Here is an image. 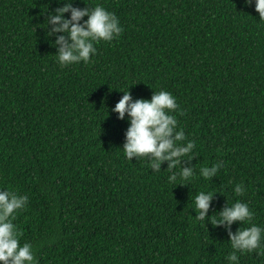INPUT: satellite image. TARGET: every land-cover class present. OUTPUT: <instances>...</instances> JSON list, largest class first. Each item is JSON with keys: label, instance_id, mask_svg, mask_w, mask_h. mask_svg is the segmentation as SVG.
I'll return each instance as SVG.
<instances>
[{"label": "trees", "instance_id": "obj_1", "mask_svg": "<svg viewBox=\"0 0 264 264\" xmlns=\"http://www.w3.org/2000/svg\"><path fill=\"white\" fill-rule=\"evenodd\" d=\"M64 2L0 0V190L28 196L13 221L19 242L38 264H229L228 228L240 222L208 215L241 200L264 227V21L254 0H70L102 4L122 31L94 43L87 63L62 67L51 42L60 33L46 37L43 25ZM160 89L194 141L172 169L193 167L187 180L170 182L166 160L154 171L123 155L128 121L112 107L123 90L135 99ZM201 190L213 192L204 221L192 208ZM260 251L237 252L238 264H264V233Z\"/></svg>", "mask_w": 264, "mask_h": 264}, {"label": "clouds", "instance_id": "obj_2", "mask_svg": "<svg viewBox=\"0 0 264 264\" xmlns=\"http://www.w3.org/2000/svg\"><path fill=\"white\" fill-rule=\"evenodd\" d=\"M253 0H244L245 4ZM254 8L258 12L259 20L264 21V0H254ZM69 12L68 16H64ZM86 17V19H82ZM46 25L51 29L45 32L46 37L52 33H60L51 41L58 45L55 60L60 66L73 62L87 63L90 55L96 52L94 43L104 40L111 41L117 37L122 26L118 17L108 11L102 4L94 6L76 7L70 0L55 9L46 18ZM173 110L178 109L175 96L167 90L153 91L150 98L138 97L133 99L130 92L123 90V95L112 107L118 119H127L122 144L123 155L126 159L146 157L152 170H160L161 161H168L170 171L167 179L174 182L177 176L187 180L195 173L193 167L180 166L179 171H172L180 164V158L190 156L194 148V141L186 139L183 128L177 127V119ZM127 114V116H125ZM184 141L183 143H181ZM223 167V162L213 163L199 168V176L210 178ZM183 184V183H181ZM245 191L243 183H236L233 192L240 195ZM213 192L198 191L193 197L195 220L204 221L210 207ZM28 201L26 194H17L7 188L0 190V264H38L30 242H19L20 230L13 223L16 213L22 210ZM254 213L247 202L235 200L229 206L218 212V218L208 219L213 225L230 226L233 221L243 222L246 227H240L233 232L228 228V241L231 251L226 260L229 264H238L237 252H252L257 250L261 254L260 241L264 227L253 223Z\"/></svg>", "mask_w": 264, "mask_h": 264}]
</instances>
